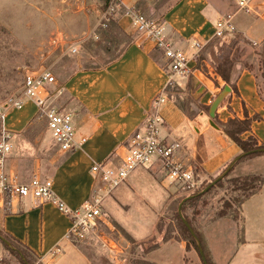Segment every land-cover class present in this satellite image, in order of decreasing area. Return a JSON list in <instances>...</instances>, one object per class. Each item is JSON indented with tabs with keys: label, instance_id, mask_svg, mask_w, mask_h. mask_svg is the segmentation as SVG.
I'll list each match as a JSON object with an SVG mask.
<instances>
[{
	"label": "crops",
	"instance_id": "0c3cea01",
	"mask_svg": "<svg viewBox=\"0 0 264 264\" xmlns=\"http://www.w3.org/2000/svg\"><path fill=\"white\" fill-rule=\"evenodd\" d=\"M138 1L123 0L120 13ZM120 13L115 15L117 25L130 39L121 54L104 66L71 69L65 78L57 79L63 88L58 105L72 111L76 139L87 138L80 147L62 152L47 130L36 132L34 127L40 119L32 100H25L19 108H8L0 123L13 134L6 170L22 181L33 175L51 179L55 196L68 209L79 207L95 188L101 187V182H95L92 165L103 161L108 165L118 163L123 142L141 124L153 99L163 89L166 99L159 105L163 118L159 134L181 144L180 156L193 161L200 183L219 174L240 153L218 122L257 114L259 119L251 122L243 137L252 135L258 143H264V99L258 85L264 20L236 11L235 0H175L160 17L165 39L188 55L195 51L193 43L203 47L215 42L209 49L210 63L204 61L205 70L195 60L188 62L189 73L198 75L206 87L197 100L199 105L209 107L226 85L215 67L226 43L235 41L230 53L235 62L231 77L234 88L228 84L231 92L215 112L214 127L209 123L207 110L198 107L188 115L186 102L183 105L175 101L169 85L188 89L189 76H172L168 84L167 61L161 51L155 49L152 40L135 31L130 17ZM225 15L231 16L233 29L217 38L216 21ZM245 62L253 67L252 71L243 66ZM157 172L161 174L156 164L138 167L103 199L107 219L117 229L118 243L127 252L128 261L133 244L150 240L152 248L144 251L142 257L145 261L202 264L197 250H187L185 240H164L165 230L170 227L164 222L170 220L166 213L172 197L156 178ZM253 174L264 176V154L238 162L228 177ZM209 194L188 204L185 215L201 233L213 264H264V181L256 193L240 204L237 219L230 213L217 215L222 202L228 199L224 192H214L206 199ZM159 220L163 223L160 231L156 228ZM70 224L69 216L51 202L38 204L31 198L13 197L6 206L0 192V229L29 249L41 264H114L96 242L69 241L66 235Z\"/></svg>",
	"mask_w": 264,
	"mask_h": 264
},
{
	"label": "built area",
	"instance_id": "2783aa9c",
	"mask_svg": "<svg viewBox=\"0 0 264 264\" xmlns=\"http://www.w3.org/2000/svg\"><path fill=\"white\" fill-rule=\"evenodd\" d=\"M257 2L260 3V8ZM122 3L123 0H110L104 18L120 13ZM235 3L236 11L264 20V0H235ZM121 13L130 17L135 31L152 40L155 49L161 51L165 57V69L169 74L168 84H171L172 76L186 77L191 74L188 62L195 60L201 45L193 43L195 51L188 55L186 51L174 48L165 39L161 19L147 17L136 6L127 7ZM232 29L231 16H222L216 21L214 36L223 37ZM55 42L65 45L67 53H76L78 50L76 44L60 40ZM165 90L153 99L141 124L123 142V153L119 156L118 163L108 165L103 161L92 165L91 172L95 176V182H101L102 185L95 188L91 196L74 209H68L55 196L51 179L33 175L22 181L17 174L6 170V161L13 147V134L0 125V192L5 197L6 206L13 197L18 200L31 198L38 204L51 202L71 220L66 235L69 241L75 244L94 241L114 264H126L125 250L119 245L114 227L107 219L103 199L123 183L131 171L154 164L160 169L167 187H178L190 193L200 185L193 161L180 156L181 144L178 141H167L159 134V127L163 123L159 105L166 99ZM62 92L63 88L59 85L51 66L28 70L22 77L19 93L0 106V123L8 108H19L25 100H32L37 106V117L45 122L46 130L58 149L62 152L72 151L80 147L87 138L82 136L76 139L72 111L58 105ZM103 226H106L108 231L103 230Z\"/></svg>",
	"mask_w": 264,
	"mask_h": 264
},
{
	"label": "rangeland",
	"instance_id": "374dc122",
	"mask_svg": "<svg viewBox=\"0 0 264 264\" xmlns=\"http://www.w3.org/2000/svg\"><path fill=\"white\" fill-rule=\"evenodd\" d=\"M174 1L139 0L136 8L147 17L160 19L162 13ZM101 8L102 2L100 0H0V106L6 104L11 97L19 93L22 77L28 70H36L41 66H51L53 74L59 80L65 78L72 71L71 69L97 68L104 66L113 59L129 39L125 34L115 30L112 33V39L109 36L105 37L108 28L107 23L116 19L115 16L104 18L105 11ZM98 19L99 21L101 19V22ZM59 40L78 45L77 52H65L66 46L55 42ZM232 42L226 43L221 53H224ZM214 43L211 42L200 47L197 52L196 63L201 65L204 70L206 69L205 63H210L209 49ZM260 50L261 53L262 47ZM205 60L206 62H204ZM260 73L258 85L260 96L264 99V79ZM189 87V82L188 89L185 90L176 85H169L170 93L175 97V101L179 104L186 102L183 105L186 106L188 115L194 113L198 107L201 108L197 100L195 101L191 97ZM39 121L34 127L35 131L46 133L45 122ZM220 174L222 172L210 176L209 180L205 179L197 189L208 184ZM155 175L169 191V195L172 197L171 201L191 195L192 192L182 191L178 187H167L162 174L157 172ZM215 188L210 191L206 199L218 191L219 193L224 192L228 198L237 195V192L232 193L229 190L226 182L220 187L222 189L216 190ZM136 205L140 206L139 204ZM166 216L170 220L167 219L164 223L170 224V228L174 227L175 221L172 219V211L169 210ZM113 227L114 233H116L117 229L115 226ZM102 229L108 231L106 226H103ZM150 246V240L143 242L142 245L133 244L129 248V261L127 252L125 253L126 264L145 261L142 258L143 253ZM190 247L194 248L193 245ZM32 259L33 264H41L34 255ZM0 264H22L15 255L4 247L1 240Z\"/></svg>",
	"mask_w": 264,
	"mask_h": 264
},
{
	"label": "trees",
	"instance_id": "16d2710c",
	"mask_svg": "<svg viewBox=\"0 0 264 264\" xmlns=\"http://www.w3.org/2000/svg\"><path fill=\"white\" fill-rule=\"evenodd\" d=\"M102 2V10L105 11L106 7L109 3L110 0H100ZM107 30L105 37H111L113 38L112 33L113 31H117L118 33H123L121 29L118 27L116 20H110L107 23ZM124 34V33H123ZM126 36V35H125ZM129 39V38H128ZM130 41V39L125 43V45ZM235 41H233L224 51L220 61L217 63L215 67L216 73L225 81L226 84H229L234 88V83H231V77H232V71L234 70L235 67V62L230 59V53L233 48ZM124 45V46H125ZM123 46V47H124ZM122 49L118 52V54L114 57H118ZM264 45L262 46V52L261 54V59H260V76L264 79ZM113 58V59H114ZM111 59V60H113ZM110 60V61H111ZM243 66L247 68L248 70L252 71L253 67L249 65L247 62L243 63ZM208 107L201 105L200 109H207ZM259 119V115L254 114L251 117H248L247 115L245 116L244 119H239L237 117H230L228 118L225 122L219 123L218 124L222 127L223 133L231 139L239 148H240V153L238 156H236L232 161H230L223 170L220 172H224L225 169L229 166H231V169L223 176V178L217 183L212 186L211 188L207 189L206 191L202 192V190L208 185L205 184L201 188L195 190L194 192L191 193V197L187 199L183 204H182V213L185 219H187L188 223L190 224L191 228L195 232L207 264H213L212 260L209 257L208 251L206 250L205 243L203 241L201 233L192 225L188 217L185 215V208L188 204H195L198 202L204 195H207L212 191L215 187H222L225 182L229 186V190L232 193H236L237 195H234L231 198H228L224 200L221 204V206L217 210V215L218 216H223L225 214L230 213L234 219H237L239 216V207L240 204L249 196L253 195L256 193L260 188L261 185L264 181V176L262 175H244V176H237V177H228L229 172L232 170L233 166L237 164L240 161H243L248 158H252L257 155H262L264 154V143H258L256 137L249 135L247 137H243V134H245L247 131L250 130L251 128V122L253 120ZM184 198V196L177 198L175 201H171L168 209L172 211V219L175 221L174 222V227L170 228L167 227L165 230V235H164V240H168L172 237L176 239H183L187 243V250L189 249L190 245H193L194 248L197 250L196 247V242L195 240L191 237L189 231L185 227V225L182 223L179 214L177 212L178 204L180 201ZM156 228L158 231L162 230L163 228V223L162 221H158L156 224ZM176 231V234H173V232ZM0 237L4 238L8 243L6 244L4 241L1 242L3 243L4 247L8 249L13 255H15L18 260L22 264H33V253L24 247L22 244H20L18 241L13 239L11 236H9L7 233L2 231L0 229ZM132 241V239H130ZM152 248V246L148 247L145 249L146 251H149ZM135 264H154L150 263L148 261H141L137 262Z\"/></svg>",
	"mask_w": 264,
	"mask_h": 264
},
{
	"label": "water",
	"instance_id": "95a60500",
	"mask_svg": "<svg viewBox=\"0 0 264 264\" xmlns=\"http://www.w3.org/2000/svg\"><path fill=\"white\" fill-rule=\"evenodd\" d=\"M263 55H264V52H263ZM189 84H190V87H189V92H190V95L191 97L196 101L199 99V97L205 93L206 91V87L203 85V83L199 80V78L195 75V74H192L190 77H189ZM231 92V87L226 84L222 87L221 91L212 99L211 103L209 104V107H208V110H207V114L209 116V123L216 127L214 122H213V119L215 118V112L217 110V108L219 107V105L223 102V100L226 98V96ZM231 166L232 165H229L225 171L218 175L215 179H213L212 181H210L208 183V185L202 190V192L206 191L207 189L211 188L212 186H214L217 181L221 180L223 178V176L231 169ZM191 196H186L184 197L180 203L178 204V208H177V212L179 214V217L182 221V223L185 225V227L187 228V230L189 231L191 237L195 240L196 242V247H197V252L201 258V261H202V264H207L206 260H205V256H204V253H203V250H202V247H201V244L195 234V232L193 231V229L191 228L190 224L188 223L187 219H185V217L183 216V213H182V204L187 200L189 199ZM0 239L2 241H4L6 244L9 245V243L2 237H0Z\"/></svg>",
	"mask_w": 264,
	"mask_h": 264
}]
</instances>
